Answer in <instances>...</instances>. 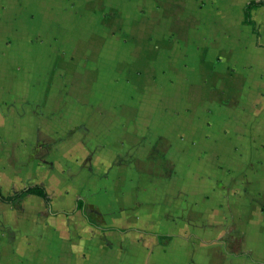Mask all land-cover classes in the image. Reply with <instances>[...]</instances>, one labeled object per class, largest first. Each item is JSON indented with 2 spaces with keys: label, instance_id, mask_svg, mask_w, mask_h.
I'll return each instance as SVG.
<instances>
[{
  "label": "crops",
  "instance_id": "1",
  "mask_svg": "<svg viewBox=\"0 0 264 264\" xmlns=\"http://www.w3.org/2000/svg\"><path fill=\"white\" fill-rule=\"evenodd\" d=\"M61 1L0 0V102H4L6 96L3 89V76L8 75V71L12 68L9 67L10 53L13 48L10 44H16L23 36L20 34L23 31L32 34L39 28V22L50 23L52 13L56 9L52 5ZM166 1L168 0H164ZM251 1L261 0L243 3L239 15V29L235 33L234 29L231 30L235 26L230 20L231 14L237 12L236 8H232L231 4L216 3L215 6L221 5L224 15L221 29L217 32L218 34H215L214 20H210L207 15L206 17H202V14L198 16L195 5L198 0L185 2V9L192 12L186 19L180 18L179 11H184V8L181 6V0H178V8L175 11V18H180L175 30L178 35L173 41L166 39L165 36L163 40L166 46L165 57L169 53H175V59L178 61L180 58L177 62L180 75L179 71H154L152 74L146 71L141 75L139 85L144 100L135 102L129 99L131 95H125L124 98L115 101L103 102L97 98V101L88 100L81 105V101L68 97L65 106L67 119L71 113L74 116H83L82 120L88 124L89 130H92L93 123H97V132L94 136L87 137V140L97 138V154L93 158L94 165L99 169L97 173L103 168H108L110 173L104 181L92 179L84 185L77 180L68 182L64 175L59 182L57 176L60 174H52L50 180L54 179L55 184L58 182L56 193L51 192L50 181L47 180L32 182L21 188L42 185L47 191L49 201L33 194L15 203H6L0 199V207L17 205L28 198L40 199L46 211L43 218L61 221L63 237H68L71 232L76 234L80 231L81 234L83 230V239L79 243L75 239L70 242V239L64 238L54 247L46 243L37 245L33 238L26 244L21 242L8 244L5 241V233L0 231V264H69V260L77 258L75 257L77 254L89 255V253L95 257L92 261L98 262L97 238L100 239L101 235L105 238L109 232L125 234L132 231L143 232L155 236L156 244L163 248L172 243L177 247L182 236L195 237L196 248H202L211 253L213 250L211 226L213 205H221L222 212L226 208L225 213L229 216V207L226 205L236 200L241 210L238 213L239 219H243L244 224L247 223L246 219L250 221L253 219L251 211L259 209L264 204V119H257L259 123L256 122L254 126L257 131L252 132L254 134L251 137L252 142H249L250 138L245 126H242V130L233 128L231 131V125L236 124L235 120L228 116L227 108L232 107L228 100L222 105H217L214 103L213 95H210V98L203 95L200 99L191 97L198 92L199 86L202 91L211 89L214 81H217V75L220 74L221 78L228 76L227 73H220L218 67L215 71L213 66L208 64L200 65L207 71H195L198 69L196 62L204 58L207 46L214 43L222 45L236 43L237 55L245 59L251 55L245 45L252 44V47L257 50L255 52L262 57L257 63L255 62L256 68L253 74L258 80L254 82L260 81V84L264 82V7L253 9L251 12L253 24H246L244 9ZM209 10L212 9L205 10V14H210ZM247 28L251 34L246 35ZM242 30L245 34L241 32ZM9 41L13 42L7 46L6 43ZM210 51V59H213V49ZM222 53L226 62L229 57L232 58L236 54L235 52L232 54L229 47ZM102 75V71H97V83L85 84L84 88L97 87L98 91L103 79ZM111 75L113 78L111 77L110 83L116 86L118 84L116 72ZM171 75L174 77L173 80L176 79L175 83L169 80ZM194 75L198 78L193 81L191 76ZM245 75L247 73L238 71V80L241 81L234 90V92L243 93V96L247 92L245 91L247 85ZM153 76H156V80ZM133 78L129 77L128 81ZM151 79H154L153 83ZM230 80L232 78L222 81V88L226 89L227 99L232 90ZM93 81H96L95 77L91 82ZM129 84L133 86L131 82ZM263 84L261 87L258 84L257 87L254 85V88L256 90L260 88L259 90L264 92ZM69 88H67L68 91ZM75 88L82 91L83 87L80 84V87ZM150 88L154 90L156 97L153 100L147 94L150 93ZM72 89L71 93H73ZM42 90H48V93L52 90L49 98L41 99L52 102L53 93L58 89L51 85ZM220 107V114H217ZM74 130L76 131L77 128ZM242 144L245 146H240ZM39 145L45 146L43 143ZM69 146L63 148L62 155L67 157L64 160L69 159L71 151ZM119 154L128 156L121 159L119 166L111 168ZM61 167L63 168V163ZM123 167L125 174L121 178L117 172L123 170ZM130 169L135 175L129 172ZM102 186L103 188L107 186L108 192L105 190L100 192ZM0 189L3 195H10L21 190L5 194L1 187ZM65 191H69L67 197H63ZM135 204L141 205V208L137 206L135 210V214L143 220L141 228H147L149 231L139 230L135 226L120 227L104 224L97 219L109 211L118 213L120 207L123 208L124 205V207L131 206L132 209ZM187 211L191 213L198 211L195 218L197 225L193 226L195 230L187 231L179 223L180 217ZM132 214L131 212L129 218ZM174 219L177 222H174ZM202 224H209L211 227L204 229L201 228ZM33 227L32 224L30 236H34ZM255 228L249 227L248 231L245 230L250 235V232L257 231ZM50 235L58 236V232L53 231ZM19 236L21 237L22 233H19ZM198 239L201 241L200 245ZM237 256L238 264H264V255L260 254L254 244L247 239ZM84 263L87 264L88 261Z\"/></svg>",
  "mask_w": 264,
  "mask_h": 264
},
{
  "label": "rangeland",
  "instance_id": "2",
  "mask_svg": "<svg viewBox=\"0 0 264 264\" xmlns=\"http://www.w3.org/2000/svg\"><path fill=\"white\" fill-rule=\"evenodd\" d=\"M186 1L189 2V0H181V6L184 8V11H179L181 19H186L187 15L192 14L185 9ZM247 1L250 0H221V2L220 0H198L195 5L198 16L202 14V17H206L207 15L210 20H214L215 34H218L224 14L221 11V5L215 6V4H231L232 8L237 10L236 13L231 14L230 20L235 26L231 30L234 29L235 33L239 29L241 7ZM178 4V0L166 2L164 0H62L52 5L57 11L55 9L52 13L50 23L39 22V28L32 34L28 31L20 33L23 35L21 39H18L16 44H10L13 48L10 53L9 67L12 68L8 71V75L3 76V89L6 96L5 101L0 102V187L5 194L21 189L29 183L46 180L50 181L51 192L56 193L58 182L55 184L54 179L50 180L52 174H60L57 176L59 182L64 175L68 182L77 180L82 185L92 179L104 181L108 177L110 173L108 168H103L97 173L99 169L93 163V158L97 154V138L87 140V137L94 136L97 132V123H93L92 130H89L88 124L82 120L83 116H74L71 113L67 119L65 106L68 97L81 101V105L88 100L97 101V98L103 102L115 101L124 98L125 95H131L129 99L140 102L144 100L139 86L140 77L146 71H150L151 74L154 71H179L177 62L180 58L177 61L175 53H169L165 57L166 46L163 40L165 36L166 39L173 41L178 35L175 31L180 20L175 18ZM207 9H212L209 10L210 14H205L204 11ZM246 31V35L251 34L249 28ZM241 32L245 34V31ZM11 42L13 41L7 42L6 45L8 46ZM245 46L251 53L246 59L237 55L236 43L228 45L214 43L207 46L204 58L196 62L198 69L195 71H207L200 65L208 64V66L212 65L213 69L218 67L220 73H227L228 76L221 78L220 74L217 75V81H214L211 89L202 91L199 86L198 92L191 97L200 99L203 95L208 98L213 95L214 103L217 105H222L228 100L232 106L227 108L228 116L235 120L236 124L231 125V131L233 128L242 130V126H245L250 138L249 142H252V132L257 131L254 126L256 122L259 123L257 119H264V92L260 91V88L256 90L254 85L257 87L258 84L261 87L264 82L262 84L260 81L254 82L258 78L253 74L256 68L255 62L257 63L262 57L255 52L257 50L252 47V44ZM227 47L232 54L236 53L232 58L229 57L228 62L224 60L222 53ZM211 49H213V59H210ZM97 71L103 72L98 91L97 87L92 86L85 89V84L97 83ZM238 71L247 73L245 96L243 93L234 92L241 81L238 80ZM115 72L118 83L116 86L110 83L111 77L113 78L111 74ZM178 74L180 75V71ZM94 77L96 81L91 82ZM129 77L134 78L128 81ZM153 78L156 80V76ZM191 78L194 81L198 76L194 75ZM230 78H232L230 80L232 90L227 99L226 89L222 88V81ZM154 79H151L152 83ZM173 79L171 75L169 80L175 83L176 79ZM130 82L133 86L129 84ZM80 84L83 87L82 91L75 88L80 87ZM51 85L58 90L53 93L52 102H45L41 99L49 98L52 90L49 94L48 90L42 89L49 88ZM31 86L33 87L30 88ZM68 87L70 90L74 87L73 93L67 90ZM150 89V93L147 94L153 100L156 97L154 90ZM221 107L217 114H220ZM75 128H77L76 131ZM72 131L73 133L70 134ZM68 145L71 149L69 159L64 160L67 157L62 155V151ZM126 156L128 155L119 154L111 168L119 166L121 159ZM129 172L132 170L130 169ZM117 174L122 178L125 174L124 167ZM132 174L135 175L133 172ZM130 180L132 181V178ZM104 190L108 192L109 189L107 186L105 188L102 186L100 192ZM68 194L69 191H65L63 197H67ZM124 206L123 208L119 206L121 209L119 208L118 213L109 211L97 219L104 224L120 227L135 226L139 230L149 231L147 228H141L143 220L135 214L137 206L141 208V205L135 204L132 209L131 206ZM227 206L229 216L225 213L226 208L222 212L221 205H213L211 225L213 250L211 253L202 248H196L195 237L182 236L177 247L172 243L163 248L156 244L155 236L143 232L132 231L126 234L109 232L105 238L102 237L104 235H101L100 239L97 238L98 262L92 261L95 257L91 256V253L77 254L75 256L77 258L69 262L85 264L87 260L89 264H162L161 262L166 264H238L237 253L246 239L254 244L260 254L264 255V204L259 209L251 211L253 219L251 221L246 219V224L238 217L241 210L236 200ZM131 212L133 214L129 218ZM197 212L187 211L180 217L179 223L187 231L195 230L193 226L197 225L195 223ZM44 213L46 214L44 203L35 198L25 199L17 205L0 207V231L5 233V241L8 244L20 242L26 244L33 238L37 245L46 243L54 247L64 238L70 239V242L75 239L78 243L83 239V230L81 234L80 231L76 234L71 232L68 237H63L62 228H60L62 222L43 218ZM174 222L177 220L174 219ZM32 224L34 236H30ZM211 226L202 224L201 228ZM249 227H256L257 231L250 232L248 235L246 230L248 231ZM49 231L50 234H53V231L58 232V236L48 234ZM19 233H22L21 237ZM198 242L200 245L199 239Z\"/></svg>",
  "mask_w": 264,
  "mask_h": 264
},
{
  "label": "trees",
  "instance_id": "3",
  "mask_svg": "<svg viewBox=\"0 0 264 264\" xmlns=\"http://www.w3.org/2000/svg\"><path fill=\"white\" fill-rule=\"evenodd\" d=\"M258 7H264V0L261 1H251L245 6V23L246 24H253V20L251 18V12L253 9ZM37 195L43 198L46 201H49V196L45 187L42 185H35L32 187H28L25 189H21L13 194L10 195H3L0 189V199L6 203H15L21 199H23L27 195Z\"/></svg>",
  "mask_w": 264,
  "mask_h": 264
}]
</instances>
